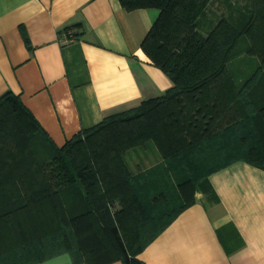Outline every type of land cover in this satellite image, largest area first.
I'll return each mask as SVG.
<instances>
[{"label": "trees", "instance_id": "1", "mask_svg": "<svg viewBox=\"0 0 264 264\" xmlns=\"http://www.w3.org/2000/svg\"><path fill=\"white\" fill-rule=\"evenodd\" d=\"M215 1L121 0L159 10L142 48L172 86L63 145L19 94L0 97V264L65 253L75 264H143L144 247L198 192L219 201L211 174L236 161L264 169V0H225L214 20ZM70 29L84 33L76 23L61 36ZM242 40L259 62L238 82L229 63ZM150 142L161 162L137 173L126 154Z\"/></svg>", "mask_w": 264, "mask_h": 264}, {"label": "crops", "instance_id": "2", "mask_svg": "<svg viewBox=\"0 0 264 264\" xmlns=\"http://www.w3.org/2000/svg\"><path fill=\"white\" fill-rule=\"evenodd\" d=\"M158 15L126 10L121 0H0V97L19 94L63 145L164 94L172 81L142 48ZM76 23L84 33L64 42L62 32ZM209 179L219 201L198 192L144 247L143 264H264V169L236 161ZM38 264L75 263L65 253Z\"/></svg>", "mask_w": 264, "mask_h": 264}, {"label": "rangeland", "instance_id": "3", "mask_svg": "<svg viewBox=\"0 0 264 264\" xmlns=\"http://www.w3.org/2000/svg\"><path fill=\"white\" fill-rule=\"evenodd\" d=\"M241 1L240 3L243 6L245 0ZM227 10L228 8L225 0H218L210 4L207 15L216 20L220 15L227 13ZM246 47L245 40H242L237 48L236 56L229 63L238 82H242L252 71H254L259 62L256 56L251 55L246 51ZM126 158L132 170L137 173L149 166L161 162L162 159L152 142H150L146 148H132L126 154ZM139 164H141V166H139Z\"/></svg>", "mask_w": 264, "mask_h": 264}, {"label": "built area", "instance_id": "4", "mask_svg": "<svg viewBox=\"0 0 264 264\" xmlns=\"http://www.w3.org/2000/svg\"><path fill=\"white\" fill-rule=\"evenodd\" d=\"M63 41L64 42H69V41H71V40H74L75 39V36H74V34H73V30H68L66 33H65V35L63 36Z\"/></svg>", "mask_w": 264, "mask_h": 264}]
</instances>
